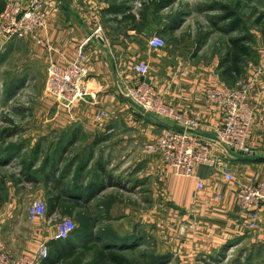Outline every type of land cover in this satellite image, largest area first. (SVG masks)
<instances>
[{"label":"crops","instance_id":"obj_1","mask_svg":"<svg viewBox=\"0 0 264 264\" xmlns=\"http://www.w3.org/2000/svg\"><path fill=\"white\" fill-rule=\"evenodd\" d=\"M7 1L10 0L0 3ZM18 1L28 6L33 0ZM42 1L48 17L45 28L7 43L0 39V169L20 179L0 177V185L6 190L0 208V234L7 245L20 254L34 253L43 241L52 249L56 244L52 237L62 216L60 209L71 204L82 209L81 222L88 230L96 233L105 208V213L116 215V221L121 223L107 232L121 238L140 233V243L149 247L153 225L165 238L162 235L168 222V194L177 208L169 210V222L173 221L176 235L172 240L180 241L185 236L190 254L214 256L239 239L242 242L250 238L255 245H264V205L253 221L238 200L241 184H256L264 179L262 36L256 46L260 60L249 64L238 79L253 85L254 153H234L204 136L210 139L212 154L228 166L233 179H227L219 166L208 164L198 165L193 176L178 179L156 147L160 134L170 126L162 117L141 111L124 92L143 79L135 65L147 62L150 73L144 79L154 85L163 100L197 120L198 133L214 136L222 124V108L207 98L206 91L232 83L223 78L219 69L222 58L207 62L171 47H152L149 40L156 33L154 25L138 33L126 27L118 35L103 28L102 39L87 45L92 95L76 103L57 102L45 89L49 64L66 66L74 62L79 44L98 26H104L110 3ZM124 15L119 12L109 16L125 25ZM23 95H30L32 100L13 106L16 98ZM1 115L9 122H4ZM26 159L32 163L29 180L21 172ZM41 171L45 179L39 176ZM199 181L203 183L200 189ZM32 196L42 198L47 210L49 207L48 213L35 222H30L25 203ZM20 207L24 212L17 209ZM184 219L194 227L183 228L180 223ZM112 221L106 219L114 224ZM95 233L86 237L91 240L97 236ZM84 238L77 240L80 243Z\"/></svg>","mask_w":264,"mask_h":264},{"label":"built area","instance_id":"obj_2","mask_svg":"<svg viewBox=\"0 0 264 264\" xmlns=\"http://www.w3.org/2000/svg\"><path fill=\"white\" fill-rule=\"evenodd\" d=\"M48 21L46 3L33 0L23 6L18 0H10L0 13V39L9 42L15 38L32 36L40 28H45ZM103 27L98 26L78 46V57L74 62L61 66L52 62L48 66L47 90L57 102L76 103L81 98L92 95L89 88V69L87 62V45L94 39H102ZM166 40L153 35L149 44L155 48H164ZM136 72L143 78L135 86L129 87L124 94L131 99L141 111L158 115L167 122L178 124L183 129L169 127L160 134L156 147L161 151L165 164L178 176L191 177L200 164L219 166L226 178L233 179V174L226 164L220 163L211 152L209 140L197 132L198 122L163 100L157 89L144 78L150 73L147 62L135 65ZM253 85L241 79L232 85L207 88V98L222 108V124L217 128L215 141L234 153L252 155L254 149L251 138L256 125V116L251 101ZM197 187H203L201 181ZM238 200L248 217L255 221L264 205V179L256 184L243 183L238 190ZM47 211L43 199L33 201L28 207L30 222L42 218ZM77 225L70 219L57 224L52 237L55 241L68 238ZM34 253L15 256L8 248L0 234V264H44L50 257L51 247L40 242Z\"/></svg>","mask_w":264,"mask_h":264},{"label":"rangeland","instance_id":"obj_3","mask_svg":"<svg viewBox=\"0 0 264 264\" xmlns=\"http://www.w3.org/2000/svg\"><path fill=\"white\" fill-rule=\"evenodd\" d=\"M106 1L110 3L109 15L117 14L111 12L114 7V1ZM125 1H127V4L123 5ZM161 1L167 2H165V4L158 9L160 16L158 17L156 16V12L158 11L157 4ZM6 4L3 3L1 5L0 3V13L4 9V6H6ZM224 5L229 6L231 10L236 13L237 17L241 18L243 23L242 26H244L243 28L249 34L255 36V41L253 44L254 52L252 53L251 57L248 58L247 62L244 65V72L242 74L244 75L245 68L248 67L249 64L256 63L258 60H260V53L256 46L258 44V37L262 36V38L264 39V35L260 31L259 27H257L255 19L260 13L264 14V0H115V6H118L120 10L127 11L124 12L127 14L129 12L135 13L138 20H143V22H139L141 23L138 25L140 27L131 24V22L125 25H119L117 21H113L112 17H110L106 13L104 17L105 23H103V28H107L108 30L113 31V33H116L118 35V32L124 30L126 27L130 29L137 28L138 32H141L148 26L154 25L156 32L155 35H158L164 40H166L165 46L171 47L170 49L179 50L186 56L191 55L192 57L204 59L209 62L216 57L223 59L225 53V39L227 35L233 37L238 34L237 32L230 33L227 35L225 34L228 33L227 30L229 29L228 27H230V21H224L222 18L223 16H225V12H223L222 10V6ZM173 16L179 18V26L177 27V29H175V31L170 32V30L166 29L165 27L168 25L171 20V17L173 18ZM138 32L133 31L131 33ZM47 86H45L46 90ZM30 100H32L30 95H23L21 97L16 98V101H14L13 106H17V104L24 105ZM10 107L11 105L8 106V108ZM1 117L4 122H9L8 120H10L8 117H5L3 115H1ZM2 130L3 129H0V133L2 132ZM6 170L7 169L5 168L0 169V177H11L12 174L7 173ZM172 173L178 179L186 178L183 176L176 175L173 171ZM5 194L6 190H4V188H2V186L0 185V208H2L1 203H3V196ZM169 196L171 195L168 194L167 197L168 222L166 224V231L164 235H162L165 238L160 237V233L157 232V226L155 227L153 225L154 227L152 226L153 230L151 231V239L148 242L150 244L149 248L152 249L151 251L155 254V256L161 258L168 257L167 264H264V245H255L254 243L250 242V238H248V240L243 239L242 242L239 239V241H233L232 244L229 242L224 248V250L220 251V254H217L216 252V255L214 254V256H210V254L208 255V253H193V255L190 254L191 247L186 245L185 242L187 241V239L185 236L180 238V241H177L178 239H176L175 241L172 240L173 238H175L176 235L175 232H173V221L169 222V210H176L177 208L175 209L174 201H170L171 199ZM24 197L25 196L22 195V198ZM31 198L27 197V199H25V203L27 204V206H30V204L37 199H42L39 197H34L31 201ZM17 209H20L21 212H24V207H20ZM104 209L102 211V213L104 214L101 218L102 220H100V222L96 226L97 235L106 234L105 232L112 230L113 226H121V223L116 221V215L115 217L112 213H110L109 215L108 212L105 213ZM60 210V215L62 216L58 218L57 224L59 222H62V219H70L75 222V224L77 225V229L82 226H85L87 229L86 224L81 222V219H83V211L80 207L71 206V204H68L62 207ZM48 211L49 207L47 213ZM106 219L113 220L112 222H114V224H110V222L107 223ZM180 224L182 226H185L183 228L189 226L194 227L192 224H190L189 219H184ZM91 226L93 227V225ZM91 231L93 232V230ZM8 248L15 256L22 255L19 252L15 251L12 247L10 248V246H8ZM178 248H181L180 251L177 250ZM92 252L94 251L88 253L86 259H81L80 254L78 253L72 259L62 263L58 262V264H92V256L94 254Z\"/></svg>","mask_w":264,"mask_h":264},{"label":"trees","instance_id":"obj_4","mask_svg":"<svg viewBox=\"0 0 264 264\" xmlns=\"http://www.w3.org/2000/svg\"><path fill=\"white\" fill-rule=\"evenodd\" d=\"M111 12L119 14V12H125L124 10H120L118 6H115ZM165 2L161 1L157 5V10L162 7ZM127 4V1L123 5ZM223 12H225V16H223V20H229V29L228 33H238L235 36H228L225 39V53L223 59L220 60L219 69L222 72V76L226 81L232 82L233 84L237 82L238 79L241 78L244 72V65L247 62L248 58L251 57L254 52V35L249 34L242 26L241 18L237 17L236 13L231 10V8L227 5L222 6ZM156 16H159V10L156 12ZM145 17V16H144ZM123 18L127 21V23L131 22V24L139 25L140 21L138 20L135 13L129 12L125 13ZM143 18V16H142ZM179 18L173 16L171 17L170 22L165 27L169 29L170 32L175 31L179 26L178 23ZM255 23L257 27H259L260 31L264 35V14L260 13L258 17L255 19ZM140 27V26H138ZM164 28V29H165ZM131 32H138L137 28H128ZM136 30V31H135ZM218 31V30H217ZM223 31V30H221ZM22 164L25 166L24 169L21 170L25 179H32L31 175V166L32 163L28 159L23 160ZM39 176L44 177L45 173L40 172ZM22 177V176H21ZM38 177V176H36ZM12 179L20 180L15 175H11ZM24 179V178H23ZM55 208V207H53ZM94 235V232L86 229V227L82 226L80 228H76L74 233H72L68 238L61 241H56V244L51 249L50 257L45 260L44 264H56L58 262H66L67 260L72 259L78 253L80 254L81 259H86L89 252L94 251L92 253V264H167L168 257H158L151 251L147 245L142 246L140 243L143 239L139 235L140 233H134L133 235L121 238L118 236L119 234H111L107 232L106 234L95 233L97 236L93 237V239H88L86 236L88 234ZM85 237L83 241L79 243L77 240L79 237ZM150 246V244H149Z\"/></svg>","mask_w":264,"mask_h":264},{"label":"water","instance_id":"obj_5","mask_svg":"<svg viewBox=\"0 0 264 264\" xmlns=\"http://www.w3.org/2000/svg\"><path fill=\"white\" fill-rule=\"evenodd\" d=\"M164 123L165 124H168L170 127H173V128H176V129H183V127L182 126H180V125H178V124H174V123H171V122H166V121H164ZM200 134V133H199ZM202 135V134H201ZM204 136H206V137H210L211 139L213 138V139H215V136H211V135H208V134H204Z\"/></svg>","mask_w":264,"mask_h":264}]
</instances>
